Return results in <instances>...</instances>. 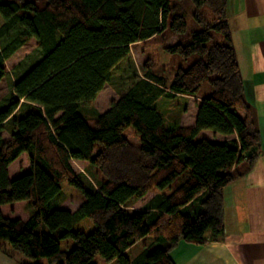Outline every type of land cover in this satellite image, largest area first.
<instances>
[{"label": "trees", "instance_id": "1", "mask_svg": "<svg viewBox=\"0 0 264 264\" xmlns=\"http://www.w3.org/2000/svg\"><path fill=\"white\" fill-rule=\"evenodd\" d=\"M40 1L42 7L38 0H0V80L4 61L30 39L38 42L0 104V132L9 133L0 137V252L16 264H94L96 255L106 264H174L169 254L180 241L221 238L223 190L253 167L261 147L227 0H189L198 22L203 5L212 21L191 40L171 44L164 29L169 23L177 33L186 30V0ZM209 29L225 42L210 43ZM143 43L157 47L162 63L173 54L196 58L163 75L149 59L107 110L82 114L129 60L131 46ZM204 81L211 93L200 98ZM177 95L198 99L190 125H166L156 107ZM127 126L139 145L123 135ZM21 157L27 167L13 171ZM71 160L100 173L98 186ZM63 181L81 194L75 210L60 206ZM155 188L143 208L130 209ZM86 218L91 232L74 229ZM145 236L152 243L130 259L126 252ZM68 238L75 245L63 251L60 241Z\"/></svg>", "mask_w": 264, "mask_h": 264}, {"label": "rangeland", "instance_id": "2", "mask_svg": "<svg viewBox=\"0 0 264 264\" xmlns=\"http://www.w3.org/2000/svg\"><path fill=\"white\" fill-rule=\"evenodd\" d=\"M239 3L238 6L231 10H228V22L229 28L231 32V37H235L239 45L238 54L239 58L238 61L242 59L240 52L248 51L250 48V42L254 41L259 35L264 37V20L256 19L254 22L252 20H247L244 14L239 7L242 5V0H237ZM39 7L43 6V2L38 0L37 2ZM185 7L187 9L186 14V30L182 33H177L170 28L169 23L167 24L166 28L164 29V35L167 37L166 43L171 44L178 40L182 42H187L191 40V34L193 31H199L202 29V26L206 23H210L212 21V14L210 13L209 9L203 5L200 7V11L202 14V22H198L196 18L191 13L194 9V5L189 1L186 0ZM210 34L209 42H217V43H224V39L221 34L215 32L214 30H208ZM207 42V44H209ZM38 45L37 40L30 39L27 43L21 46L12 56L7 58L4 61V68H5V75L0 80V104H6L9 98L11 97V86L16 80L17 76L21 74L23 68H25L30 62L33 57L31 56L34 54V51ZM130 58L129 62L125 61L121 63L116 70H114V79L113 82L109 85H106L101 92L96 96L95 100L83 106L82 114L85 116L92 115L93 113H101L107 110L112 102L117 100L120 95V92H123L128 82L130 81L131 75H136L138 77H142V65L147 62L149 59L152 62L153 72L163 75L165 71L169 68L182 66L186 68L193 60H195L196 55H190L186 60L180 57L177 54H173L170 57L168 63H162L159 60V53L158 49L155 45L150 43H143V44H135L132 45L130 48ZM29 57L26 60V63L22 64L21 66L17 67L19 64L23 62V60ZM249 63L247 64V69L251 70L250 67V60L248 59ZM241 70H244V66H241ZM251 73V72H250ZM249 75V73H248ZM120 78L122 80H120ZM124 79V80H123ZM211 93V87L208 81H204L198 91L197 96L200 98L208 97ZM247 101L253 108L254 112V120L256 123V127L259 130L258 124V111L256 104L252 102L253 100L247 98L248 95L244 93ZM198 103V99L194 97H187V96H179L177 95L175 98H162L156 103V107L159 109L161 114L164 117L165 124L168 126L172 125H190L193 121V114L196 111V105ZM123 135L128 139V141L134 145L140 144V137L135 132V130L131 126H127L123 130ZM0 137L3 139L9 138V133L6 130L0 132ZM18 164V165H17ZM70 164L73 170L76 173L84 174L89 181L92 182L93 185L98 186L99 180L103 179V176L98 173L94 168L87 167L85 162H78V161H70ZM24 169L27 167V162L25 157H21L20 161L16 163L13 167V171L17 172V167ZM63 192H64V199L62 200L60 206L69 210H75L82 199L81 194L78 192L77 189L70 186L66 181L62 182ZM169 188H165L162 192H169ZM160 190L155 188L154 191L147 194L145 197L133 202L130 209L138 210L143 208L145 203L150 199V197ZM74 229L83 230L86 233L91 232L94 229L93 223L89 219L82 220L78 225L74 226ZM153 241L152 236H145L141 240L137 241L127 252V256L132 259L136 256L140 251H142L145 247H148ZM75 245L74 240L68 238L63 239L60 241V248L63 251L70 250ZM38 261L42 264H49L47 259L40 258ZM92 262L94 264H106L107 262L100 255H96L93 257ZM109 264H117L116 261H112Z\"/></svg>", "mask_w": 264, "mask_h": 264}, {"label": "crops", "instance_id": "3", "mask_svg": "<svg viewBox=\"0 0 264 264\" xmlns=\"http://www.w3.org/2000/svg\"><path fill=\"white\" fill-rule=\"evenodd\" d=\"M242 1L239 7L247 20H264V0ZM238 4L227 0V22V9L233 6L235 10ZM231 38L239 58L240 44L234 35ZM248 49L240 52L239 63L244 66V93L256 104L259 115V155L251 169L242 168L241 176L223 190V236L202 245L180 241L169 254L174 264H264V37L259 35ZM0 264L16 263L0 252Z\"/></svg>", "mask_w": 264, "mask_h": 264}]
</instances>
